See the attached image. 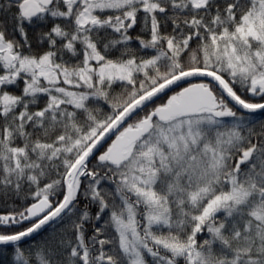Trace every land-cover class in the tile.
<instances>
[{
	"label": "snow or ice",
	"instance_id": "6c2138e0",
	"mask_svg": "<svg viewBox=\"0 0 264 264\" xmlns=\"http://www.w3.org/2000/svg\"><path fill=\"white\" fill-rule=\"evenodd\" d=\"M0 264H264V0H0Z\"/></svg>",
	"mask_w": 264,
	"mask_h": 264
}]
</instances>
